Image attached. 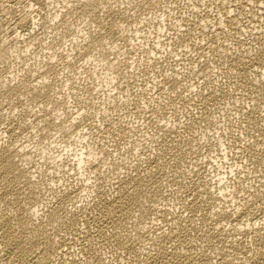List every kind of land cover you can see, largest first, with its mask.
I'll return each mask as SVG.
<instances>
[{
    "label": "bare ground",
    "instance_id": "6f19581e",
    "mask_svg": "<svg viewBox=\"0 0 264 264\" xmlns=\"http://www.w3.org/2000/svg\"><path fill=\"white\" fill-rule=\"evenodd\" d=\"M168 1L171 11L160 7ZM205 1L211 2L194 5ZM175 2L0 0V14H9L0 18V101L10 104L0 106V264H264V0H218L208 4L215 13L186 10L175 29L160 28L163 41L187 50L183 60L166 56L171 70L153 52L144 60L168 70L158 74V85H166L156 92L165 105L129 96L135 88L123 94L132 118L148 121L149 136L135 120L121 126L115 110L117 119L93 112L92 124L85 121L90 108L72 114L77 98L103 107L121 97V79L124 89L142 81V63L134 62L146 54L137 39L154 31H142L137 18L146 30L158 10L170 14ZM42 17V27L55 33L36 40ZM63 36L72 41L60 54ZM183 62L193 65L185 74L175 67ZM28 63L37 66L24 70ZM213 66L220 69L210 79ZM76 72L92 78V92L75 81L63 90ZM234 112L236 119L229 117ZM224 126H234L230 147H219L220 136L211 148L206 138ZM25 129L32 133L23 137ZM51 148L59 151L56 162L38 163ZM230 149L243 159L244 174L221 182L222 172L207 171L203 151L223 166Z\"/></svg>",
    "mask_w": 264,
    "mask_h": 264
},
{
    "label": "rangeland",
    "instance_id": "374dc122",
    "mask_svg": "<svg viewBox=\"0 0 264 264\" xmlns=\"http://www.w3.org/2000/svg\"><path fill=\"white\" fill-rule=\"evenodd\" d=\"M179 1H180V3H179ZM181 1H182V4H181ZM187 1H188V2H187ZM168 2H169V1H168ZM176 2H177V3H176ZM176 2H175L176 4H175V3L172 4V5H175V6H174L175 8H174V10L172 11V13H170V14L166 12L165 8H164V9H162V8L167 6V7L170 8V11H171L170 3H173V2H172V1H170L169 3L166 2L167 5H164V4H163L164 2H162V6H160V7H162V8H161V11L158 10L157 13L154 14V17L151 18L152 20L150 19V21H152V22L149 21L150 24L148 23L149 26L146 24V25H147L146 30H144L145 27H143L144 24L142 23V18H141V17L137 18V19L141 22V27L143 28L142 31H154L153 36H152V37L150 36L148 39H146V37L144 36V33H143V34H140V32H139L140 36H139V38L137 39V41H138V42H141V45H142V52L144 51L143 53H141L142 56L145 55V54H146V55H145V57L143 56L145 59H144L143 57H141V55H138V56H135V58L137 57V58H136V61H135V58H133L134 60H132V61H135L134 64H136L137 61H138V62H137L138 64H139V63H140V64L142 63V64H141L142 66H141V65L139 66V67L141 68L139 71H141V73L143 72V75H141V73L139 72V75L141 76V78L143 77L141 82H143V84H144V83H147V85H148V83L150 82V83H149V86L151 85V86H150L151 88L148 86V89H147V88H146L147 85L144 84V86H145V87H144L143 84H142L141 82H140V83L138 82V83H136V84H137V85H140L141 87H140V86L137 87V85H134L133 87H131V88L128 89L127 85H125V88L127 87L126 89L128 90V91H125L126 89H124V86H122V84H125L126 81H125V79H124V80L121 79L122 82H121V86H119L120 89H119V87H118V89L116 90V92H119V93H117V94H120V92H122V93L120 94L121 97L119 98V100L116 99V100H118V101H116V100L114 101L116 104H115L114 102H112V103H111V102L108 103L109 101H108V102L105 101V102L108 103V105L110 104V106H108L105 102H103V104L105 103V104L103 105V107H104V108H103L102 106H100L101 104H96V103H94V101H93L92 99H90V98H85V97H83V98L85 99V101H84V99H82V98L79 97L80 99L77 98V100H74V101L76 102V104H75V102H73V106H74V108L76 109V111H75L74 108H73L72 110H74V112L72 111V112H73L72 114H75V116H76V114H77V115L79 116V115L81 114V112H82V109H86V110H88V109L90 108L91 110L89 109L90 111H88V114H90L92 118H90V117H86V118H85V121H87L88 124H92V123H93V122H92V119H93V118H94L93 120L95 121V119H98V118H104V117L106 118V116H108V117H112L111 114L113 115V113H114L113 118L117 119L116 117H117L118 115H119L118 118H119V119L121 118L120 120H121L122 122H121L119 119H117L118 122L121 123V126H124V124H123L124 122H125V124H126L125 126H127L128 123H129L128 125H130V123H131V124H135V123H136V124H138V125H141V124H144V125H145V124H146L145 126H147V129H148V126H149V125L147 124L148 121H146L144 118L139 117V118H140V119H139V122H138V119H133V118H132L133 116H131L132 114H130V113H132V112H130L131 110L129 111V108H128L129 106H128L127 103L125 102V100L129 98V97H128V95H129V93H130L129 91H131V93H132V91H133L134 88L137 89V91H136L135 89H134V91H135L136 93H138V94H134L135 92L133 91L132 95H129V96H133V95H138V96H139V95H140L139 97L142 98V100L140 99L142 102H145V101L148 100V102H149L150 104H155V102H156L157 105H160V102H162V105H165V104L163 103V100H164V102L166 101V100H165V96H164V94H162V95H157L156 92L159 93L161 90H158V89H162V87H164V85H166L164 81H163V83H162V86L158 85V84H160V83L162 82V81H161V80H163L162 77L166 76L164 71H168V70H165V69H169V70L173 69V67L168 68V64H167L166 62H168V61H170V60H172V59L174 60L175 58H176V60H177V58H180L181 60H183L184 57L182 56V55H183L182 53H185V52L187 51L186 49H185V50L182 49L183 47L180 48L181 46L178 45V44H177L178 46H176V44L173 46V45L169 44L168 41H167V42H166V40L163 41V38L165 39V35H166V34H164V31H163V33H162V32H161L162 29H160V28L163 27V29H164L165 27H166V28L169 27V26L172 27L174 24H176L175 27H177V26H178V23H179V22H178V21H179V17L181 16V13H182V14H183V12L185 13L186 10H190V9H191V10H192V9H193V10H196V9H199V8H200V9L203 8V9H208V10H210V11H211L210 13H215V11H214V7H213L214 4H211L210 6H209L208 4H209V3H217L218 0H211V2H206V1H205L206 4L204 3V4H202V6H199V7H197V6L194 5V4H196V2H198V0H190V1H189V0H176ZM186 2H187V3H186ZM203 2H204V1H203ZM139 3H140V2H139ZM178 3H179V5L181 4V7H182V8L178 5ZM189 3H190V4H189ZM140 4H141V3H140ZM168 4H169V6H168ZM163 5H164V6H163ZM207 5H208V6H207ZM206 6H207V7H206ZM178 7H180V8L177 10L176 8H178ZM205 7H206V8H205ZM209 7H211V8H209ZM54 8H55V7H54ZM195 8H196V9H195ZM212 8H213V9H212ZM55 9H56V8H55ZM184 9H185V10H184ZM52 10H53V11H52ZM52 10H51V11L54 12V9H52ZM162 11H163V12H162ZM158 12H159V13H158ZM161 12L164 13L165 15H164V14L162 15ZM175 13H176V14H175ZM4 14H5V12H4ZM4 14H3V17H5V16H8V17H9V14H5V15H4ZM166 14H167V15H166ZM178 14H179V17H178ZM157 15H158V16H157ZM172 15H174L175 17H173ZM155 16H156V17H155ZM166 16H168V17H166ZM3 17H2V14H0V18H3ZM163 17H164V18H163ZM6 18H7V17H6ZM161 18H163L164 20L161 19ZM169 18H170V19H169ZM172 18H173V19H172ZM41 19L43 20V19H45V18L42 17ZM41 19H40V22L42 21ZM78 19H81V18H78ZM174 19H175V20H174ZM154 20H155V23H154ZM161 20H163V21H161ZM173 20H174V21H173ZM85 21H87V20H85ZM85 21H84V23L87 24V22H85ZM43 22H44V20H43L40 24H42ZM144 22H145V21H144ZM177 22H178V23H177ZM162 23H163V24H162ZM43 24H44V23H43ZM43 24H42V25L40 26V28L38 29V32L36 31V34L39 33V35H36V36H38V38H36V40H37V39H41V40H42V38H45L46 35L51 36V35H53V34L55 33V31H53L54 33L51 32V31H52V28H47V26H48L47 24L45 25V26H46V29H45V26L42 27ZM133 24H135V23H133ZM159 24H160V25H159ZM166 24H167V25H166ZM172 24H173V25H172ZM159 26H160V27H159ZM164 26H165V27H164ZM153 27H154V28H153ZM156 27H159V28L157 29ZM73 28H75L74 25L71 27V30H72V31H74ZM155 28H156V30H159V31L161 30V31H160V32H159V31H156ZM172 28L175 29L174 26H173ZM50 29H51V30H50ZM84 29H85V31H87V27H86V26H84ZM151 29H152V30H151ZM43 30H44V32H43ZM45 30H47V31H45ZM53 30H54V29H53ZM39 31H40V32H39ZM155 31L158 33V35H157V33H156ZM49 33H50V34H49ZM155 33H156V34H155ZM159 33H160L161 35H160ZM40 35H41L42 38L39 37ZM154 36H155V37H154ZM157 36H159V37H157ZM160 36H161V37L164 36V37L161 38ZM170 36H171V34H170ZM156 37H157V38H156ZM166 37H167V35H166ZM61 38H62V39H61ZM61 38H60L61 40L59 39V40H60V43H61V44H60V45H61V49L65 50V51L61 50L60 48H59V50H60V54H64V53L69 49V47H70V45H71V41H72V39L69 38V36H63V37H61ZM130 38H131V37H128V39H130ZM155 38H156L157 40H156ZM159 38H161V40H160ZM63 39H64V40H63ZM65 39H66V41H68L67 43H66ZM67 39H69L70 41L67 40ZM149 39H150V40H149ZM36 40H35V41H36ZM148 40H149V41H148ZM152 40H153V42H151ZM159 40H160L161 42H160ZM39 41H40V40H39ZM62 41H63V42H62ZM146 41H148V42H146ZM156 41H157V42H156ZM158 41H159V43H158ZM144 42H145V43H144ZM155 42H156V44H155L156 47H155V45H154ZM143 43L146 44V45H144ZM147 43H148V45H147ZM151 43L154 45L153 47H152V45H150ZM161 43H162V44H161ZM163 43H164V44H163ZM165 43H166V45H165ZM66 44H67V45H66ZM143 46H144V47H143ZM148 46H149L150 48H149ZM179 46H180V47H179ZM63 47H64V48H63ZM151 47L153 48L152 50H151ZM158 47H159V48H158ZM167 47H168V48H167ZM169 47H170V48H169ZM36 48H37V47H35V49H36ZM179 48H180V49H179ZM32 49H34V48H32ZM154 49H156V50H154ZM174 49H175V50H174ZM130 50H131V51H130ZM130 50H128V51H129V52H132L133 49H130ZM164 50H165V51H164ZM182 50H183V51H182ZM61 51H63V52H61ZM126 51H127V50H126ZM145 51H146V52H145ZM167 51H168V52H167ZM184 51H185V52H184ZM191 51H192V50H191ZM191 51H189V52H191ZM35 52H36V51H35ZM148 52H150V53H149V55L151 54L150 56H148ZM152 52H153V54H155V55H159L160 57H163V58H162V59H163V62H164L163 64L166 66V67L164 66V67H165L164 70H163L162 68H159V69H156V70H155L154 67H152V66L149 67V66L146 65V62H145V61H146V58H147L146 56H148V59H147V61H148L149 58L152 57ZM154 52H155V53H154ZM181 52H182V53H181ZM167 53H168V54H167ZM172 53H173V54H172ZM111 54H112V53H111ZM111 54H110V55H111ZM162 54H163V55H162ZM170 55H171V56H170ZM139 56H140V57H139ZM166 56H167V61L165 62L164 59H166ZM172 56H174V57L172 58ZM179 56H180V57H179ZM47 57H50V56H45V57H44V55H43V56L41 57V59L43 58V59H42L43 61H44L45 59L48 60ZM153 57H154V56H153ZM153 57H152V58H153ZM155 57H156V56H155ZM39 59H40V58H39ZM39 59L37 60V63H39V62L42 61L41 59H40L41 61H40ZM137 59H138V60H137ZM139 59H140V61H139ZM144 60H145V61H144ZM128 61H131V60H128ZM143 61H144V62H143ZM184 63H185V65L187 64V62H183V63H180L178 66H175L176 69H177V68L179 69V71H180L181 74H185V73H187V71H189L191 68H193V65L190 64V65H191V67H190L189 63H188L187 66L184 67ZM166 64H167V65H166ZM181 64H183L182 67H181ZM26 65H27V66L24 68V70H26V69L28 70L29 67H30L31 69H34V68L37 66V65H34L35 67L33 68V64H32V66H30L31 63H30V64L28 63V64H26ZM28 65H29V66H28ZM145 65H146V68H144V69H145V70H144V69H142V68H143ZM148 67H149V68H148ZM180 67H181V68H180ZM213 67H215V68H213ZM213 67L211 68L212 70L209 71V72L212 73V74L210 73L212 76L209 75L210 79L216 78V76H218L217 74L219 73L218 70H219L220 68H219L218 66H213ZM150 68H151V69H150ZM183 68H185L184 70H187V71L185 72V71L183 70ZM186 68H188V69H186ZM149 69L151 70V72H150ZM160 69H161V70H160ZM178 69H177V70H178ZM181 69H182V70H181ZM213 69H214V70H213ZM142 70H143V71H142ZM148 70H149V72H148ZM158 70H159L160 73L158 72ZM195 70H196V72L192 69V72L194 71L195 73H197V68H195ZM154 71H156V72H158V73L155 75L156 72L154 73ZM182 71H183V72H182ZM213 71H214V72L217 71V72H216L217 74L214 73ZM144 72H145V73H144ZM163 72H164V74H163ZM73 73H74V71H72V74H73ZM150 73H151V74H150ZM72 74L70 73V74L68 75V76H69L68 78H70L71 81H69L68 83L65 84V87H66V88H67V87H70V88H71L72 86H74V85H72V82L75 81V83L73 82V84H76V86L78 85L80 88L82 87V85H83L84 87H86V88L89 86V88H88V91H89V92L93 89L92 86L90 87V85H91V84H90V80H91L92 78L89 77V76H87V74H86L85 72H81V73L76 72V74L73 75L74 78L72 77ZM144 74H145V75H144ZM146 74H147V77H146V78H147V81H145L146 79H145V77H144V76H146ZM158 74L162 75V77H159L160 75H158ZM163 75H164V76H163ZM214 75H215V76H214ZM70 76L72 77V79H71ZM78 76H79V77H78ZM81 76H82V77H81ZM76 77L78 78L77 82H76V79H77ZM88 77H89V78H88ZM154 77H155V78H154ZM148 78L150 79V81H149ZM153 78H154V79H153ZM156 78H160V79L156 80ZM73 79H74V80H73ZM86 79H87V80H86ZM144 79H145V80H144ZM83 80H84V82H83ZM85 80H86V81H85ZM151 80H152V81L154 80V81L151 83ZM159 80H160L161 82H160ZM144 81H145V82H144ZM154 82H155L156 84H155ZM201 82H202V81H201ZM203 82H204V85L207 83L206 81H203ZM203 82H202V83H203ZM205 82H206V83H205ZM69 84H71V85H69ZM153 84H154V85H153ZM68 85H69V86H68ZM80 85H81V86H80ZM86 85H87V86H86ZM102 85H103V84H102ZM156 85H158V86H156ZM142 86H143V87H142ZM152 86H153V88H152ZM154 86H155V87H154ZM65 87L63 88V90H65V91H66V90H69L68 88L66 89ZM157 87H158V88H157ZM165 87H167V86H165ZM72 88H73V87H72ZM82 88H83V87H82ZM86 88H84V89H86ZM90 88H91V90H89ZM98 88H99V87H96V96H98L99 94H102V93L104 92L103 89H102L101 87H100V90H99ZM115 88H116V87H115ZM121 88H122V89H121ZM132 88H133V89H132ZM143 88H144V89H143ZM167 88H168V87H167ZM123 89H124V90H123ZM141 89H142V91H143V94H141V93H142ZM152 89H153L154 91H153ZM98 90H99V93H98ZM118 90H119V91H118ZM146 90H147V91H146ZM144 91H145V92H144ZM165 91H166V90H165ZM91 92H92V91H91ZM107 92H111V93L108 94V95H111V96L113 95V93H112V92H113L112 89H110V91H107ZM124 92H125V93L129 92V93H127V94H128V95L126 96L127 98L124 97V95H126V94H124ZM140 92H141V93H140ZM147 92H148V93H147ZM97 93H98V94H97ZM131 93H130V94H131ZM139 93H140V94H139ZM153 93H155L156 95L153 94ZM123 94H124V95H123ZM144 94H145V95H144ZM122 95H123V96H122ZM141 95H142V96H141ZM147 95H148V96H147ZM157 96H158V98H157ZM99 97H100V95H99ZM133 97H134V96H133ZM153 97H154V98H153ZM159 97H160L161 99H162V97H163V99L161 100ZM144 98H145L146 100H144ZM152 98H153V99H152ZM155 98H156V99H155ZM81 99H82V100H81ZM105 99H106V98H105ZM109 99H110V101H111V100H114L112 97L109 98ZM121 99H123L124 101L121 100ZM78 100H79V101H78ZM86 100H87V101H90V102H87ZM120 100H121L122 102H121ZM143 100H144V101H143ZM152 100H153V103H152ZM158 100H159V104H158V102H157ZM92 101H93V102H92ZM87 103L90 104V105H87ZM93 103L96 104V106L99 105V106H97L98 108H96V106H95ZM119 103H120V104H119ZM121 103H122V104H121ZM3 104H4V102H1V101H0V106H3V107L5 108V107H8V105H6V104H9V103H6V104H4V105H3ZM9 105H10V104H9ZM92 105H94V108L92 107ZM112 105L115 106V107L113 108ZM117 105H118L119 107H118ZM120 105H121V106H120ZM86 106H87L88 108H87ZM90 106H91L92 108H91ZM107 106H108V107H107ZM111 106H112V107H111ZM124 106H125V107H124ZM84 107H86V108H84ZM99 107H101L102 109L99 108ZM106 107H107V108H106ZM117 107H118L119 109H118ZM115 108H116V109H115ZM120 108H121V109H120ZM95 109L98 110L99 112L101 111V113L104 111V112H103L104 114H103V113L101 114L103 117H101L100 113H99L98 111H96ZM99 109H100V110H99ZM127 109H128V110H127ZM86 110H85V111H86ZM92 110H93V111H92ZM102 110H103V111H102ZM114 110L117 111V114H118V115L116 114V112H115ZM169 110H170V109H169ZM77 111H78V113H76ZM105 111H107V112H106V115H105ZM109 111H111V113H110ZM119 111H120V112H119ZM122 111H123V113H122ZM170 111H172V110H170ZM235 111H236L237 113H239L238 109H237V110L235 109ZM69 112H70V111H69ZM91 112H92V113H93V112L96 113L95 115H96L98 118H97L96 116H94V113H93V116H92V113H91ZM118 112H119V113H118ZM128 112H129V113H128ZM97 113H98V115H97ZM126 113H127V114H126ZM237 113L235 114V112H234V113H232L233 117H232V115H229V117H231L232 119H233V118L236 119L235 115L237 116ZM128 114H129V115H128ZM234 114H235V115H234ZM99 115H100V116H99ZM104 115H105V116H104ZM109 115H110V116H109ZM73 117H74V115H73ZM95 117H96V118H95ZM126 118H127V120H126ZM165 118H166V117H163V118L161 119V121H164ZM167 118H169V117L167 116ZM167 118H166V120H167ZM232 119H231V121H232ZM235 119H234L233 122H232L233 124L236 123V120H235ZM123 120H124V121H123ZM128 120H129V121H128ZM131 120H132L133 122H132ZM134 120H135L136 122H135ZM166 120H165V121H166ZM144 121H146V122L144 123ZM134 122H135V123H134ZM141 122H142V123H141ZM234 122H235V123H234ZM139 123H140V124H139ZM122 124H123V125H122ZM145 126H144V128L142 129V133H144L146 136H149V134H152L153 131H152V129L150 130V127H149L148 130L151 131V132L149 133V131L146 129ZM232 127L234 128V126H232ZM232 127H229V128H228V126H227V127L224 126V128L221 127L222 129L219 128V129L217 130V134H216V135H215L216 132L213 133L216 137H214L213 134H210V135L208 136V137H210V139H209V138H206V140L208 139L206 142L209 144V146H210V144H211V148H212V147H216V144H214V145H215V146H214L213 143H212V142L215 140V138H216V140L214 141V143H215V142H216V143L218 142V143H217V146H218L219 142L221 141L220 144H219V145H220L219 147H222V148H223V146L227 147V148L223 149V150L225 151V150L228 149V148L230 147V145H231V144L229 145L228 143H230V142H229V141H230V136H229V135H230V133L232 132V131H231V130H232V129H231ZM28 130H30V129H27V130L25 129V131L23 130V134H22L23 137L26 136L27 133H28V135H29V132L32 133V130H30V131H28ZM0 131L3 132V130H0ZM147 131H148V132H147ZM2 132H0V134H1ZM146 132H147L148 134H147ZM218 132H219L220 135H218ZM226 132H227V133H226ZM21 133H22V131H21ZM34 133H35V132H34ZM142 133L140 132L139 134H142ZM25 134H26V135H25ZM222 134H223V135H222ZM226 134H227V135H226ZM217 135H218L219 137H217ZM134 136H135V138H134ZM138 136H139L138 133H136L135 135L132 134L131 137H132L133 139H132L131 137H130L129 139H132V140L135 139V140H136V139L138 138ZM220 136H222V138H223L222 140H221ZM31 137H32V136H30V139H31ZM213 138H214V139H213ZM219 138H220V141H218ZM228 138H229V139H228ZM211 139H212V140H211ZM0 140H1V141H2V140L4 141V137L1 138V136H0ZM31 140H33V138H32ZM209 140H210V142H209ZM1 141H0V142H1ZM211 141H212V142H211ZM222 141H223V142H222ZM224 142H225V143H224ZM222 143H223L224 145H223ZM48 150H49V151L47 152L48 154H46V155H42V153H41V154H40L41 156L35 158L36 161L38 162V159H39V161L42 160L41 162H44V160H46V163H48V164L53 163V164H54L56 161L54 160L53 156H54L55 154H57V152H59V151H56L55 148H51V149H48ZM50 150H51V151H50ZM135 150H136V149H134V151H135ZM55 152H56V153H55ZM203 152H204L203 155H208L207 157L209 158V159H207V157L205 158V162H206L205 164H206V166H207V168H206L207 171H208L209 173L211 172V174H214L213 171H217V170H218V171H217V174H218L219 172H222V173H220V174H221V176L223 175L222 177H224V180H223L222 177L220 176L219 179H221V182H225L226 180H230L229 177H231V175H232V176H233V175H237V174L240 173V170L242 171L241 166L243 167V165H242V164H243V163H242V162H243V159H242V158H235V157H240V156H237V155H239V154L237 153L236 150H234V152H233V151L230 149V150H228V154H222L223 157H224V155H227V156L224 157V159H223L224 162H225V163H223V164H225V165H223V166L220 165L221 162H220V161H217V159H214V158H213L215 161L212 159V157L210 156V152H211V151H207V150H205V151H203ZM205 152H206V153L209 152V153L206 154ZM213 152H216V151H213ZM229 152H230V153H229ZM235 152H236V154H234ZM232 153H233V154H232ZM53 154H54V155H53ZM112 154L115 155V153H112ZM106 155H107V153H106ZM114 155H112V158H113V157H116V155H115V156H114ZM235 155H236V156H235ZM49 156H50V157H49ZM97 156H98V155H97ZM107 156H108V155H107ZM231 156H232L233 158H231ZM46 157H49V158H46ZM42 158H43V159H42ZM52 158H53V160H52ZM95 158H96V156H95ZM230 158H231V159H230ZM40 159H41V160H40ZM47 159H48V160H47ZM96 159H97V162H98V157H97ZM229 159H230V160H229ZM233 159H234V160H233ZM49 160H51V161H50V162H47V161H49ZM211 160H212V161H211ZM223 160H222V161H223ZM53 161H54V162H53ZM207 161H208V162H207ZM213 162H214V163H213ZM233 162H234V163H233ZM38 163H40V162H38ZM236 163H237V164H236ZM240 163H241V164H240ZM208 164H209L210 166H209ZM213 164H214V165H213ZM235 164H236V165H235ZM219 165H220V166H219ZM50 166H52V165H50ZM50 166H49V167H50ZM211 166H212V167H211ZM208 167H209V168H208ZM229 167H230V168H229ZM237 167H239V168L237 169ZM235 168H236V169H235ZM240 168H241V169H240ZM208 169H209V170H208ZM216 169H217V170H216ZM69 170H71V169H69ZM70 172H74V171L71 170ZM212 172H213V173H212ZM67 173H69V172H67ZM67 173H66V174H67ZM79 174H80V173H79ZM230 174H231V175H230ZM240 174L243 175V174H244V171H242ZM80 175H82V173H81ZM228 175H230V176H228ZM67 176L69 177V175H67ZM64 177H66V175H65ZM226 177H227L228 179H227ZM56 178H58V179H54V182H53V183H55L56 181H59V177H56ZM248 178H250V176H249ZM252 178H253V177H252ZM252 178H251V180H252ZM61 179L63 180V178H61ZM82 179H83V178H82ZM231 181H233V180H231ZM56 183H57V182H56ZM58 183H59V182H58ZM58 183H57V184H58ZM233 185L236 186L235 183H232V186H230V187H233ZM170 207H171V206H168L169 209H172V208H173V206H172L171 208H170Z\"/></svg>",
    "mask_w": 264,
    "mask_h": 264
}]
</instances>
